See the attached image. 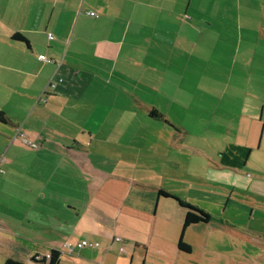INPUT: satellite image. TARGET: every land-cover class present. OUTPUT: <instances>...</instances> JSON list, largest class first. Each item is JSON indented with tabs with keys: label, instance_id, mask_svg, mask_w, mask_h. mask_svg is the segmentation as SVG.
<instances>
[{
	"label": "crops",
	"instance_id": "0c3cea01",
	"mask_svg": "<svg viewBox=\"0 0 264 264\" xmlns=\"http://www.w3.org/2000/svg\"><path fill=\"white\" fill-rule=\"evenodd\" d=\"M3 44L0 163L34 193V255L105 239L57 264H264V234L226 221L187 228L179 251L185 210L156 196L209 214L264 190V0H0Z\"/></svg>",
	"mask_w": 264,
	"mask_h": 264
},
{
	"label": "rangeland",
	"instance_id": "374dc122",
	"mask_svg": "<svg viewBox=\"0 0 264 264\" xmlns=\"http://www.w3.org/2000/svg\"><path fill=\"white\" fill-rule=\"evenodd\" d=\"M13 43L11 44L14 45ZM7 45L3 44V46H0V48H2L0 51H5L8 53L14 51L12 47H8ZM3 57L4 56H0V63L3 60ZM1 74L2 73L0 71V80L3 78ZM26 80L29 81L27 83H30L31 81L29 78H27ZM27 83H25V85H28ZM14 87H19V85H15ZM42 95L44 98H42ZM47 98L48 95H45L43 94V92H40L36 98L35 103L37 102L38 105H44L45 99L46 101L48 100ZM5 110L7 112L11 111V107H8ZM11 140L12 139H10V142L6 145V147L2 151L0 155L1 158L6 153V149L9 148L11 144ZM1 146H2V140L0 139V147ZM32 156L33 154L31 152H23V154L15 155V157L19 161H28V162H30L29 159H31ZM6 158H12V155L9 154ZM36 162L39 163L40 161H36ZM0 173H3L0 174V264H5L7 259L20 261L23 264H34L33 262L29 261L30 257L35 256L33 250H37L38 247L36 244H34V241H36L40 237L47 239L42 234L37 235L38 233L37 234L35 233V228L33 227L34 222L32 221L33 218L32 213L34 209L32 210V206L34 205L33 204L34 193L32 194L30 192L29 195L27 194L21 195L22 192L24 191L26 192L27 189L22 188V184L20 183V180L16 179V176L18 177L19 175L16 173L14 167H12L11 165H5L0 163ZM217 173L219 174L220 172L218 171ZM209 174L211 175L212 173ZM246 193L254 198H256L257 194L261 197H264V190L260 188H256V185L250 187L248 192L247 190H244V188H240L237 190V193H235L234 195L235 197L232 203H230L225 209L223 204L221 205L215 204L212 206L211 209H209L208 215H210L215 220L226 221L235 228H238L240 230H245L246 232L245 231L244 232L248 233L249 235L252 234L255 237L262 238L260 237L262 235H258V234H264V214H262V212L257 210L256 208H254L252 212V208L249 205L246 206L244 204L246 200L245 199L246 197L244 195ZM61 206L64 207L65 205L61 204ZM20 212H29V214H27L28 216L25 217V221H22V224H24L23 228L17 229L14 225V222L10 220H7L6 222V219ZM212 224L214 226L215 222H212ZM6 227L8 229H6ZM97 243L99 244L97 250H101L102 248H105L107 245L110 244V242H107V240L105 239H98ZM75 244H71V245H75ZM42 247L45 249L42 250L41 249ZM42 247L39 246L40 253H44L45 250H47L46 249L47 246H42ZM112 249H114L115 252L118 251V245L115 243L112 244ZM80 252H83V249L76 250L75 252H73L74 254L63 253V256H65L63 258L75 257V255H77ZM47 254H49V252L46 253V255ZM153 264H158V263L156 262Z\"/></svg>",
	"mask_w": 264,
	"mask_h": 264
},
{
	"label": "trees",
	"instance_id": "16d2710c",
	"mask_svg": "<svg viewBox=\"0 0 264 264\" xmlns=\"http://www.w3.org/2000/svg\"><path fill=\"white\" fill-rule=\"evenodd\" d=\"M12 40H23V39L21 38V36L15 35V36H13ZM150 114L156 119L161 120V118H162L161 116H159L153 112H150ZM0 123L9 124L1 112H0ZM156 196H157V199L173 200L174 202L177 203V205L180 208L185 210L184 220H183V224H182V231H181V235H180V238H179L178 244H177L178 250L185 253V254L190 252L189 246H187L183 242V239H182L183 233L186 231L187 228H189L193 225H197V224H201V225L205 224L206 225V224H209L212 222H215V225H217V226H218V224L223 225V226H225V224H226L222 220L213 219L210 215L205 213L203 210L186 203L185 201L181 200L177 196H174V195H172L166 191H163L161 189L157 190ZM59 258H60L59 251L51 249L49 251V258L48 259L45 256L40 258L38 255H35V256L30 257L29 261L33 262L34 264H57ZM5 264H23V263L20 261L13 260V259H7Z\"/></svg>",
	"mask_w": 264,
	"mask_h": 264
},
{
	"label": "built area",
	"instance_id": "2783aa9c",
	"mask_svg": "<svg viewBox=\"0 0 264 264\" xmlns=\"http://www.w3.org/2000/svg\"><path fill=\"white\" fill-rule=\"evenodd\" d=\"M89 15L93 16L94 13H90ZM49 39H52V35H49ZM38 60L39 61H44V62H50L43 55L38 56ZM113 241L116 244H119V245H121V243H122L121 239L118 238V237L114 238ZM98 247H99V244L97 242L91 243V242H88L87 240H81V241L77 242L75 245L65 244V246L60 251L63 252V253L72 254L75 251V249H83V248L95 249V248H98ZM60 251H59V253H60ZM118 251H119V253H123L124 252L123 247L120 246ZM45 257L48 259L49 258V254L45 255Z\"/></svg>",
	"mask_w": 264,
	"mask_h": 264
}]
</instances>
